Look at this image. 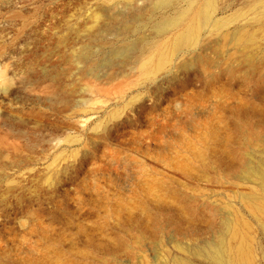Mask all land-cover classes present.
Here are the masks:
<instances>
[{"label": "rangeland", "instance_id": "obj_1", "mask_svg": "<svg viewBox=\"0 0 264 264\" xmlns=\"http://www.w3.org/2000/svg\"><path fill=\"white\" fill-rule=\"evenodd\" d=\"M156 1L0 0V264H209V244L238 243L230 218L264 264L242 197L264 163L263 1L216 0L227 26L181 48L157 22L187 26L204 0ZM239 25L256 41H231Z\"/></svg>", "mask_w": 264, "mask_h": 264}, {"label": "bare ground", "instance_id": "obj_2", "mask_svg": "<svg viewBox=\"0 0 264 264\" xmlns=\"http://www.w3.org/2000/svg\"><path fill=\"white\" fill-rule=\"evenodd\" d=\"M179 0H157L156 1V6L158 7V8H161V9H170V7H172V8H174V9H176L177 10V12H178V14H179V12H181V14L183 13V11H180L178 8H176L175 7V4H177V2H178ZM263 2H262V8L264 9V0H262ZM155 4V3H154ZM154 4H153V6H154ZM182 10V9H181ZM216 10H217V7H216V0H204V2H203V4L201 5V6H199V7H197V8H192L191 9V11L193 12V17L191 18V22H189L188 24H187V26H185L186 24H185V21L184 20H181L180 18H178V17H176V16H167L166 14H164V15H162V17H161V19H159V21L157 22V28L160 30V31H168V30H170L171 28H178V29H180V28H183V31H181L180 32V34L178 35V37H177V39H176V46L177 47H183V46H186L187 44H190V42H193L194 40V38L196 37V33L198 32V30L199 29H201V28H203V27H205L206 26V28H207V25H210V26H212L213 28H215V29H221V28H224V27H226L227 26V22L225 21V20H222V19H218V18H216L215 17V13H216ZM263 13V15H264V10L262 11ZM155 13V12H154ZM263 20H260V21H258V23L260 24V25H262L263 24ZM257 24V23H256ZM209 26V27H210ZM209 27L207 28V29H209ZM211 27V28H212ZM249 29V28H248ZM157 30V29H156ZM172 30V29H171ZM210 30V29H209ZM201 31V30H200ZM249 31V30H248ZM248 31H246V29H245V26H237L235 29H234V32H233V34L232 35H230L231 37H230V39H231V41H233V42H235V44H241V45H250V44H252L253 42H255L256 41V36L253 34V33H250V31L248 32ZM159 32V31H158ZM212 32V31H211ZM198 34H200L199 32H198ZM231 34V33H230ZM226 35V34H225ZM222 38H227V37H224V35H223V37ZM142 40V39H141ZM141 40H140V42H141ZM139 42V43H140ZM195 42H198V40L196 41V39H195V41H194V44L196 45V43ZM132 43V42H131ZM130 43V44H131ZM134 43V46L136 45V43L135 42H133ZM132 43V44H133ZM142 43V42H141ZM140 43V44H141ZM144 43V42H143ZM131 44V45H132ZM193 44V43H192ZM129 46V45H128ZM133 46V45H132ZM136 47V46H135ZM187 47V46H186ZM191 47V46H190ZM195 47V46H194ZM129 48V47H128ZM189 48V47H188ZM192 48V47H191ZM131 49H132V47H131ZM186 49V48H185ZM120 52V51H119ZM85 56V55H84ZM87 57V56H86ZM86 57H83V58H86ZM160 57H162V56H160ZM160 57H159V59H160ZM88 58V57H87ZM161 59H163V58H161ZM160 59V60H161ZM263 59V58H262ZM259 61V60H258ZM257 62V61H256ZM247 63H248V65H249V67H250V69H249V71H250V74H248V78H249V80H252L253 78H254V74L256 73V71H257V68H258V65H257V67H256V65H255V62L253 61V57H249L248 56V60H247ZM158 64H160V62L158 63ZM163 64V63H162ZM161 64V65H162ZM263 64H264V59H263ZM262 64V65H263ZM161 65H158V66H161ZM255 65V66H254ZM163 66V65H162ZM233 66V65H232ZM235 66V65H234ZM188 67V66H187ZM236 67V66H235ZM262 66H260V68H261ZM263 68H264V66H263ZM263 68H261V69H263ZM229 69V68H228ZM231 69V68H230ZM229 69V70H230ZM236 70H239L237 67L235 68ZM259 69V68H258ZM231 71V70H230ZM229 71V72H230ZM238 72V71H237ZM259 72V71H258ZM261 72V71H260ZM233 73V72H232ZM235 73V72H234ZM246 74V75H247ZM241 75V74H240ZM233 77V76H232ZM238 77V76H237ZM234 79V78H233ZM237 79V78H236ZM232 80V79H231ZM257 81L258 82H261L262 83V81H263V83H264V73H261V74H259L258 75V78H257ZM256 81V82H257ZM233 83H234V81H232ZM255 82V83H256ZM254 83V84H255ZM232 84V83H231ZM253 84V85H254ZM260 87V86H259ZM264 88V87H263ZM257 89V88H256ZM257 94V93H256ZM260 94V93H259ZM262 95V94H261ZM236 97V96H235ZM255 97V96H254ZM252 99H254V98H252ZM245 100V99H244ZM245 101H247L248 102V100H245ZM254 101V104H255V100H253ZM244 103H246V102H244ZM258 103V102H257ZM239 104V103H238ZM247 104V103H246ZM249 104H251V103H249ZM248 104V105H249ZM253 104V105H254ZM260 104V103H259ZM241 105V104H240ZM243 105V104H242ZM252 105V104H251ZM261 105V104H260ZM264 105V104H263ZM235 106H239V105H235ZM245 106V105H244ZM229 107V106H228ZM247 107H249V106H247ZM253 108V107H252ZM257 108H259V106L257 107ZM256 108V109H257ZM234 109H235V107H234ZM237 109V108H236ZM235 109V110H236ZM248 109V108H247ZM234 110V111H235ZM239 111H240V109H238ZM239 111H237V113H239ZM247 111V110H246ZM230 112V111H229ZM249 112V111H248ZM260 112V111H259ZM231 113H233V112H231ZM246 113V112H245ZM255 113V112H254ZM263 113V112H262ZM230 114V113H229ZM234 114V113H233ZM250 114V113H249ZM249 114H248V116H249ZM253 114V113H252ZM252 114H250V116L252 115ZM231 116V115H230ZM237 116V115H236ZM236 116H234L233 115V117H236ZM241 116V115H240ZM239 116V118H243V116H244V114H243V116H241L240 117ZM254 116H255V114H254ZM253 116V117H254ZM258 116V115H257ZM260 116V115H259ZM263 116V115H262ZM261 116V117H262ZM253 117H251L250 119L251 120H253V119H255V118H253ZM238 118V119H239ZM241 118V119H242ZM247 118V117H246ZM253 118V119H252ZM260 118V117H259ZM243 119H245V117L243 118ZM248 119V118H247ZM262 119V118H261ZM237 120V119H236ZM249 120V119H248ZM256 120V119H255ZM254 120V121H255ZM231 121V120H230ZM233 121V120H232ZM235 121V120H234ZM240 121V122H239ZM237 120V124H242L241 123V121L242 120ZM201 122V121H200ZM244 122H246L245 120H244ZM243 122V123H244ZM248 122V121H247ZM256 122V121H255ZM262 122V121H261ZM249 123V122H248ZM252 123V121L250 122V124ZM223 124V123H222ZM231 124H233V123H231L230 122V125ZM235 124V123H234ZM237 124H235V125H237ZM246 124V123H245ZM206 125V124H205ZM209 125V124H208ZM207 125V126H208ZM247 125V124H246ZM225 126V125H224ZM238 126H240V125H238ZM249 126H251V125H249ZM253 126L255 127V125H254V123H253ZM253 126H251V127H253ZM241 127V126H240ZM243 127H245V126H243ZM254 127H253V129H254ZM226 128V127H225ZM237 129L239 128V127H236ZM214 129V128H213ZM236 129V130H237ZM241 129H244V128H241ZM258 129V128H257ZM263 130V127L262 128H259V130ZM226 130V129H225ZM236 130H233V131H236ZM246 130H248L247 128H246ZM220 131V130H219ZM229 131V130H228ZM228 131H226V132H228ZM231 131V130H230ZM229 131V132H230ZM233 131H232V133H233ZM237 131H239V130H237ZM254 131V130H253ZM256 131V130H255ZM216 132V131H215ZM222 132V131H221ZM228 132V133H229ZM245 132H247V131H245ZM249 132V131H248ZM247 132V133H248ZM217 134H218V131L216 132ZM225 133V132H224ZM247 133H246V135H247ZM255 133H257V132H255ZM216 134V136L218 137L219 135H217ZM259 134H261V136H264V135H262V133H260L259 132ZM231 135V134H230ZM235 135V134H234ZM245 135V134H244ZM245 135V136H246ZM253 135V134H252ZM258 135V134H257ZM257 135H255V137L257 136ZM231 136H233V135H231ZM230 136V137H231ZM239 135H237L236 137H238ZM242 136V135H241ZM254 136V135H253ZM215 137V136H214ZM228 137H229V135H228ZM235 137V136H234ZM204 138V137H203ZM258 138H259V136H258ZM262 138V137H261ZM209 139V138H208ZM232 139V138H231ZM230 139V140H231ZM236 139V138H235ZM244 139H245V137H244ZM248 139V138H247ZM247 139H245V141H243V142H246V140ZM249 139H250V137H249ZM252 139H253V137H252ZM248 140L249 142H251V141H253V140ZM255 139V138H254ZM202 140V139H201ZM204 140V139H203ZM219 140V139H218ZM226 140V139H225ZM238 140H240L239 139V137H238ZM242 140V139H241ZM221 142V141H220ZM227 142V141H226ZM230 142V141H229ZM228 142V143H229ZM231 142H234L233 141V139H232V141ZM248 142V143H249ZM228 143H226V145L228 144ZM241 143V142H240ZM239 143V144H240ZM223 144H224V142H223ZM244 144V143H243ZM225 145V144H224ZM225 145V146H226ZM229 145V144H228ZM227 145V146H228ZM237 145V144H236ZM227 148V147H226ZM225 147H223V150L224 149H226ZM245 149V148H244ZM227 150V149H226ZM242 150H243V148H242ZM225 151V150H224ZM243 155V154H242ZM244 155H246V153L244 154ZM241 157V156H240ZM244 156H242V158H243ZM239 158V157H238ZM247 158H248V156H247ZM240 159V158H239ZM246 160H248V159H246ZM245 160V161H246ZM242 161H244L243 159H242ZM247 163L249 162V161H246ZM241 163H244V162H241ZM246 163H244V165H245ZM247 165H250L249 163L247 164ZM247 165H245V166H247ZM249 170L247 171V175L245 176L246 178V180L248 179L249 181H253V182H255L257 185V187H258V192L257 193H254V194H249V193H245V194H243V196L242 197H244L247 201H248V203H250L251 205V207L252 208H250V209H253V210H251V212H255V214H256V219H257V221H258V224L260 225V228H261V230H262V232L264 233V163H261V164H259V165H257V166H251V167H249L248 168ZM242 170H246V169H244V168H242ZM242 170H241V172H242ZM243 173V172H242ZM241 174V173H240ZM244 174H245V172H244ZM239 175V174H238ZM241 175H243V174H241ZM240 176V175H239ZM241 178V177H240ZM241 179H243V177L241 178ZM244 180V179H243ZM245 180V181H246ZM214 181V180H213ZM179 182V181H178ZM183 184H181V186H182ZM179 189H180V187H179ZM175 190H177V189H175ZM175 190H174V194H176L175 193ZM185 190V189H184ZM192 190V189H191ZM190 190V191H191ZM180 191H181V189H180ZM188 191H189V188H188ZM197 191V190H196ZM204 191V190H203ZM177 192V191H176ZM184 192V191H183ZM183 192H182V194H183ZM186 192H187V190H186ZM202 192V191H201ZM178 193V192H177ZM188 193V192H187ZM186 194V193H185ZM194 194H195V191H194ZM193 194V195H194ZM179 195H181V194H179ZM178 195V198H179V200H180V197L182 196H179ZM188 195V194H187ZM197 195V194H196ZM203 195H205V194H203L202 193V195L201 196H203ZM183 196H184V194H183ZM190 196V195H189ZM199 196H200V194H199ZM198 196V197H199ZM201 196H200V200H201ZM187 197V196H186ZM211 197V196H210ZM209 197V199L210 200H212V198H210ZM192 198H193V196H192ZM196 197H194V199H195ZM203 198V197H202ZM185 199V198H184ZM207 199V198H206ZM205 199V200H206ZM197 200H199V199H197ZM203 200H204V198H203ZM202 200V202H204ZM209 200V201H210ZM216 200V199H215ZM186 201V199L184 200V202ZM187 201H188V199H187ZM186 201V202H187ZM195 201V200H194ZM208 201V200H207ZM215 202V201H214ZM245 202V201H244ZM180 203H181V201H180ZM182 203H183V201H182ZM188 203V202H187ZM200 203V202H199ZM210 203H212V201H210ZM246 203V202H245ZM244 203V204H245ZM185 204V203H184ZM196 204H198V203H196ZM187 205H190V204H187ZM206 205H207V203H206ZM213 205V204H212ZM211 205V206H212ZM248 205V204H247ZM181 206V205H180ZM186 206V205H185ZM191 206H192V204H191ZM191 206H190V208H191ZM195 206H197V205H195ZM199 206V205H198ZM201 206V205H200ZM204 206V203H203V205H202V207ZM208 206V205H207ZM249 206V205H248ZM247 206V207H248ZM193 207H194V205H193ZM206 207V206H205ZM215 207V206H214ZM213 206L211 207V209L212 208H214ZM246 207V206H245ZM197 208L198 207H196V210H197ZM201 208V207H200ZM209 208H210V206H209ZM208 207L206 208V209H209ZM216 208V207H215ZM206 209H204V210H206ZM249 209V210H250ZM188 210V209H187ZM194 210V209H193ZM200 210V209H199ZM210 210V209H209ZM209 210H207V211H209ZM243 219V218H242ZM241 219V220H242ZM246 221V220H245ZM245 221H244V223H245ZM241 222V221H240ZM243 223V222H242ZM243 223V224H244ZM225 224V226L227 227V234L229 233L230 235L229 236H231V239L233 238L234 240H238V243H236V244H233V243H230V242H228V243H226V239L225 240H221V242L220 243H215L214 245H212L211 246V244H209V248L207 249L206 247H205V249H207L206 250V259H208V262H209V264H255V248L252 246V244H251V241L248 239V235H247V232L245 233V231L243 230H241L242 229V225H240L239 223H237L236 222V218L235 219H233V218H230V219H228V220H226V222L224 223ZM247 224H248V222L247 223H245L244 224V227L246 228V226H247ZM224 226V225H223ZM244 228V229H245ZM226 234V233H225ZM226 236V235H225ZM224 236V234H223V237H225ZM222 237V238H223ZM225 238H227V237H225ZM195 251V250H194ZM198 251V250H197ZM200 252H202L201 250H200ZM182 260V259H181ZM184 260V259H183ZM186 260V259H185ZM184 260V262L182 261V264H192V263H190V262H187V261H185ZM179 262V261H178Z\"/></svg>", "mask_w": 264, "mask_h": 264}]
</instances>
